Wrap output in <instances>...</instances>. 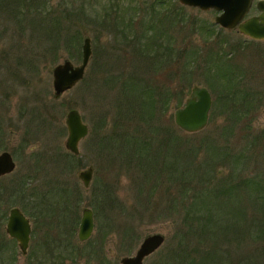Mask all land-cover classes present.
Returning a JSON list of instances; mask_svg holds the SVG:
<instances>
[{
	"label": "rangeland",
	"instance_id": "rangeland-1",
	"mask_svg": "<svg viewBox=\"0 0 264 264\" xmlns=\"http://www.w3.org/2000/svg\"><path fill=\"white\" fill-rule=\"evenodd\" d=\"M141 1L0 0V153H11L16 164L12 174L0 176L4 264H119L153 234L163 235L164 242L144 264H159L164 254L177 253L182 240L189 249L213 251L217 264H246L252 258L264 264L262 227L257 226L264 212L251 202V182L264 188V41L219 28L214 10L164 0L154 4L159 35H153L159 42L153 49L159 59L169 52L172 60L138 70L132 48L151 19L150 3ZM258 1L249 16L258 13ZM162 31L168 36H160ZM84 38L91 40L84 78L55 99L52 69L64 60L80 65ZM135 80L158 95L175 94L161 106L157 100V118L149 127L137 122L140 129L120 116L118 91ZM193 86L206 87L212 105L206 127L185 133L175 126L173 112L183 107ZM228 92L252 100L247 105L241 96L230 100V95L226 101ZM71 109L79 111L89 130L78 156L64 147V119ZM113 135L118 143L124 135L143 139L146 153L125 159L116 143L103 151L104 136ZM87 167L94 176L85 189L77 174ZM52 186L64 188L59 199L51 196ZM221 186L232 188L217 197L213 192ZM31 192L38 194L34 200L28 197ZM201 195L213 203L207 214L215 226L202 223L210 218L201 204V220L191 232L183 217ZM14 207L31 222L26 255L5 233ZM84 207L93 212L94 229L80 242ZM216 227V241L209 243L202 230ZM190 260L189 255L186 263Z\"/></svg>",
	"mask_w": 264,
	"mask_h": 264
},
{
	"label": "water",
	"instance_id": "water-1",
	"mask_svg": "<svg viewBox=\"0 0 264 264\" xmlns=\"http://www.w3.org/2000/svg\"><path fill=\"white\" fill-rule=\"evenodd\" d=\"M180 5L197 8L202 11L214 10L220 12L215 23L224 30L237 29L238 33L253 41H264V0L256 4L257 16L245 18L249 13L253 0H177ZM81 63L73 66L68 60L56 65L52 70V91L55 99L73 89L81 82L91 57V40L84 38L81 47ZM212 105L211 94L207 88L193 86L184 101L183 107L173 112L175 126L185 133H196L203 130L209 120ZM64 124L67 136L64 143L66 151L74 156L79 155V143L86 138L88 126L76 109L67 112ZM14 163L8 153L0 155V176L11 173ZM78 179L85 189L93 178V168L87 167L78 172ZM94 221L92 210L85 207L81 210V218L77 238L80 242L88 240L93 232ZM8 238L16 241L22 255L28 251L31 225L28 218L17 208H11L5 225ZM164 236L153 234L146 236L133 256L123 257L119 264H144V260L153 255L163 244Z\"/></svg>",
	"mask_w": 264,
	"mask_h": 264
},
{
	"label": "trees",
	"instance_id": "trees-1",
	"mask_svg": "<svg viewBox=\"0 0 264 264\" xmlns=\"http://www.w3.org/2000/svg\"><path fill=\"white\" fill-rule=\"evenodd\" d=\"M109 1L117 3V0H109ZM133 1L136 2V0H133ZM141 2L142 3H150V5H146V10L148 13H150L151 19H150V22L148 23L145 31L143 33L141 32L140 34L137 35L139 37L137 38L136 46H134V48H132L131 53H134L133 54L134 55L133 60L136 62V64L134 66L138 70H141L144 66H146L149 69H152L153 65L163 66L165 64V62L172 60L171 54H170V58L168 59L169 56L167 54H169V52H166L163 55V58L159 59L157 57V54H156L159 51H156L154 53V49H153V48H157V42H159L158 40H156V37L153 35V33H156L157 35H159L157 27L155 26V23L153 22V15L157 11L156 6L154 4L164 2V0H143ZM168 34L169 33L167 31L166 32H164V31L160 32V36H168ZM163 39H161L160 41H162ZM167 40H169V39L167 38ZM171 50H173V49H171ZM170 52L172 53V51H170ZM162 59H165V61H162ZM175 61H178V60H175ZM212 62L213 61L210 60V63H212ZM223 67H222V69H223ZM144 69H143V71H144ZM225 72H226V70L225 71L222 70L221 75L224 74ZM131 77L133 78L134 76L131 75ZM137 83H139V81L135 80L133 85L129 84L128 86H123L122 88L119 89L118 95L120 96V101H121L120 102V116H121L122 121L126 122V123L133 121L136 124V127L138 129H140L137 122H140V123L146 125V127H149L150 122H152L154 120V118H157L156 116H157V114H159V109L157 108L158 107V103H157L158 101L157 100L160 101L159 106H161L162 102H165V104H166V102L169 101V99L167 98L168 95L169 96L171 95V97H172L175 94L173 91H171V92L164 91L163 95L162 94L158 95L157 90L155 88H153L152 86H142V85H137ZM226 95H227L226 101L228 100V97L230 95H231L230 100L239 99V96H241L240 101L242 103H245V104H247L250 100H252V99L248 100L247 94L238 95L236 92H234V93L228 92ZM159 96H161V97L164 96V97H162V99H159ZM34 118L37 119V117H35V116H34ZM41 123L42 124L44 123L43 119H41ZM155 130L157 132H160V131H158L159 130L158 126H156V129L154 128V131ZM161 132L165 133V130H163ZM170 133H171L170 130L166 132L167 139H169V140L172 139V137L170 136L171 135ZM138 139L135 137L131 138L129 136L124 135V136H122V141L120 143H118L117 142V136L116 137H115V135L104 136V139L102 141L103 151L105 149H108L110 146H112L113 143H116L118 145V149L121 151V153L123 154L125 159H127V157H129L130 155L136 156L137 153H138V156H140V155H142V153L143 154L146 153L145 151L147 148V143H144L143 139H139L141 142L140 143L137 141ZM141 146H143L144 148L138 149ZM110 148H112V147H110ZM171 149H174L173 146H171ZM141 151H143V152H141ZM251 183H252L251 185L254 184V187H251L252 188L251 190H253V196L251 197V202H252V204L255 205V209L257 211H258V209H261V211L264 212V188H261L259 186H255L256 183H253V182H251ZM16 188L20 189V186H17ZM231 188L226 190L225 186H221L217 190H214L213 193H214V195L216 194V196L218 197V195L221 196L223 194L230 192ZM228 190H230V191H228ZM62 191L63 192L65 191L64 188L59 190L58 187L52 186V191L50 193H51V196L55 199V198H58L60 192L62 193ZM75 193H76V191H75ZM35 196H38V194L31 192V194H29L28 197H29V199L34 200ZM76 196L78 198L77 193H76ZM61 199H63L62 195H61ZM66 199H65V201L62 200L63 203L69 204V199L67 201H66ZM215 199H216V197H215ZM201 204H203L206 207L204 209L205 210L204 212L206 214L208 213L211 215V213L213 211V208L211 207L213 205L212 201L208 202V201L204 200L202 195L196 196L194 198V202L191 205L195 209L190 210V208H189L188 213H186V216L183 217V221L187 222L186 224H184V223L183 224L186 225V228H189V230L191 232H194V230L196 229L195 228L196 224L198 222H200V220H201V216H197L200 212H202ZM65 205L67 207V209H65V210L66 211L69 210V207L67 206V204H65ZM76 208H77V202L75 200V209ZM207 208H209V209H207ZM239 212L240 211H238V213ZM208 214H207L206 218H210V220L207 221L206 219L205 220L202 219V223H207V225H209V226L211 224H212L211 226H215V218L212 219L213 222H211V224H210L209 222L211 221L212 217L209 216ZM2 218L4 219V217H2ZM189 218H191L190 221H189ZM195 218H197V221L194 220ZM259 221L260 222L257 226L262 227L261 230L259 231V234H260L259 239L262 240V239H264V218L259 219ZM217 230H218L217 227L214 229V231H211V232L207 231V229L202 230V237H207V235H208L210 238L209 243L210 242L215 243V241H216L215 236H216V233L218 232ZM211 234H212V237H211ZM178 243H179L178 244L179 251L177 253H170L169 254V252H168L167 254H164L163 259L159 264H187L186 259L189 255H190V259H191L189 264H217L219 262L218 259H216L214 257L215 254L213 251H206L205 253L204 252L202 253L201 251H199L196 248L189 249V248H187L185 240H182ZM4 250H5V246L2 243H0V261L2 264H4V258H2V254L4 253ZM194 251H197V252H194ZM211 254H213L214 256ZM250 260H252V261L247 262L246 264H260L261 263L260 262L261 259L259 260L258 258L254 259V260L252 258ZM40 264H42V263H40Z\"/></svg>",
	"mask_w": 264,
	"mask_h": 264
},
{
	"label": "flooded vegetation",
	"instance_id": "flooded-vegetation-1",
	"mask_svg": "<svg viewBox=\"0 0 264 264\" xmlns=\"http://www.w3.org/2000/svg\"><path fill=\"white\" fill-rule=\"evenodd\" d=\"M65 61V60H64ZM63 61V62H64ZM69 61V60H68ZM60 64V63H59ZM58 65V64H57ZM35 119V118H34ZM40 119L41 118H38V120L40 121ZM2 122H1V120H0V138H2L3 137V131H2V124H1ZM40 123H41V121H40ZM2 153H8L9 155H10V157H11V159H12V161H13V163H14V166L16 167V164H15V161H14V159H13V156L11 155V153H9L8 151H5V150H3L1 153H0V155L2 154ZM15 167H14V170H15ZM14 170L11 172V173H8V174H6V175H2V176H7V175H10V174H12L13 172H14ZM1 176V177H2ZM93 176H94V169H93ZM1 179V178H0ZM19 209V208H18ZM20 210V209H19ZM82 210V209H81ZM21 211V210H20ZM22 212V211H21ZM9 213V212H8ZM23 213V212H22ZM93 213V212H92ZM24 214V213H23ZM25 215V214H24ZM26 216V215H25ZM28 218V217H27ZM28 220H29V218H28ZM30 221V220H29ZM93 221H94V219H93ZM30 225H31V222H30ZM94 229V228H93ZM32 230V229H31ZM16 242V241H15ZM17 244V243H16ZM18 247V246H17ZM29 247V246H28Z\"/></svg>",
	"mask_w": 264,
	"mask_h": 264
}]
</instances>
